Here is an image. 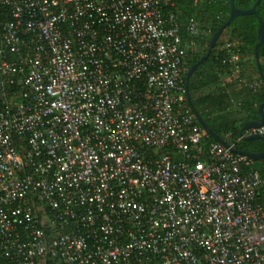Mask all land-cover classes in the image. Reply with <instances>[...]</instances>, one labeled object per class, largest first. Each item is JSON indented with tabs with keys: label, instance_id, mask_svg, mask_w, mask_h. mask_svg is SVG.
Returning <instances> with one entry per match:
<instances>
[{
	"label": "built area",
	"instance_id": "1",
	"mask_svg": "<svg viewBox=\"0 0 264 264\" xmlns=\"http://www.w3.org/2000/svg\"><path fill=\"white\" fill-rule=\"evenodd\" d=\"M0 10V264H264V181L186 104L176 0Z\"/></svg>",
	"mask_w": 264,
	"mask_h": 264
},
{
	"label": "trees",
	"instance_id": "2",
	"mask_svg": "<svg viewBox=\"0 0 264 264\" xmlns=\"http://www.w3.org/2000/svg\"><path fill=\"white\" fill-rule=\"evenodd\" d=\"M254 2L255 0H234V7L248 10ZM176 4L177 20L183 39L192 38L185 33L186 23L190 18L195 19L200 29L205 32L201 37L194 38L195 52L185 59V83L189 68L206 54L211 37L227 21L229 3L228 0H176ZM4 11L0 10V14H4ZM258 19L262 23L264 33V0L259 5L258 18L253 15L236 17L223 30L208 58L189 78L188 94L191 106L188 102L186 104L192 113L194 109L206 126L224 141H227L228 134L230 140L236 141L240 126L246 121H257V108L264 102V83L255 60L257 54L260 71L264 77V44L255 49L258 43ZM223 38L225 39L221 41ZM232 57H236V60H231ZM245 60L249 63V69L243 71ZM254 83H258L257 89L251 88ZM232 88L236 90L232 91ZM211 142L215 141L208 136L205 143ZM234 147L237 150L257 153L263 151L264 142L239 139ZM253 167L264 181V162L254 161Z\"/></svg>",
	"mask_w": 264,
	"mask_h": 264
},
{
	"label": "water",
	"instance_id": "3",
	"mask_svg": "<svg viewBox=\"0 0 264 264\" xmlns=\"http://www.w3.org/2000/svg\"><path fill=\"white\" fill-rule=\"evenodd\" d=\"M262 0H255L253 6L248 9V10H240V9H236L234 7V0H228L229 3V16L227 21L217 29V31L213 34V36L211 37L208 47H207V51L206 54L194 65H192L189 70L186 73L185 76V95H186V99L188 104L191 106V102H190V98H189V94H188V82H189V78L192 75V73L194 72V70L201 65L209 56L210 52L212 51L214 45L216 44V42L218 41L220 35L222 34L223 30L236 18V17H240V16H248V15H253L255 17L258 18V8L259 5L261 3ZM259 21V27L257 29V39H258V43L255 46V49H258L261 45L264 44V33L262 30V23L260 21V19H258ZM255 60H256V68L259 72V74L261 75V79L264 83V77L262 76V72L260 71V67H259V62H258V56L257 54H255ZM264 102L261 103L258 106V120L257 121H251L248 123H245L244 126L242 127V129L239 132V137H242V132L244 130L247 129H256L261 127L264 124ZM193 114L194 117L196 119V121L198 122L199 126L201 127V129L215 142H218L220 144H222L225 147H228V144L221 139L218 135H216L212 130H210L206 124L203 122V120L201 119L200 115L193 109ZM243 141H252V140H263L262 137H260L259 135H247L245 137H242ZM264 142V140H263ZM233 153L236 154H240V155H244L247 156L248 158L252 159L255 162H264V149L261 152H257V153H251V152H246V151H241V150H237V149H231Z\"/></svg>",
	"mask_w": 264,
	"mask_h": 264
},
{
	"label": "crops",
	"instance_id": "4",
	"mask_svg": "<svg viewBox=\"0 0 264 264\" xmlns=\"http://www.w3.org/2000/svg\"><path fill=\"white\" fill-rule=\"evenodd\" d=\"M246 61H247V60H245V64L242 65V70H243V71L246 70V69L248 68V66H249V63H247ZM246 64H248V65H246ZM248 69H249V68H248ZM254 85H255V87H254L255 89H257L258 86H259L258 83H254ZM254 88H253V89H254ZM234 89H235V88H234ZM234 89L232 88V91H234ZM235 90H236V89H235ZM252 108H253V107H252ZM234 109H235V106H234ZM257 111H258V108H257ZM248 122H251V121H246L245 123H248ZM245 123H244V124H245ZM244 124H243L242 126L239 127V132H240V130L242 129V127L244 126ZM249 130H250V129L244 130V131L242 132V135H241V136H244V137H245V136H246V133H247ZM239 132H238V136H239ZM229 135H230V134H229Z\"/></svg>",
	"mask_w": 264,
	"mask_h": 264
},
{
	"label": "rangeland",
	"instance_id": "5",
	"mask_svg": "<svg viewBox=\"0 0 264 264\" xmlns=\"http://www.w3.org/2000/svg\"><path fill=\"white\" fill-rule=\"evenodd\" d=\"M225 38H223L221 41H223Z\"/></svg>",
	"mask_w": 264,
	"mask_h": 264
}]
</instances>
